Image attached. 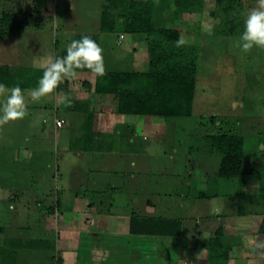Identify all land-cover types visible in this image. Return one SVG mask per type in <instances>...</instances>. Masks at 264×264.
Wrapping results in <instances>:
<instances>
[{
    "label": "rangeland",
    "instance_id": "obj_1",
    "mask_svg": "<svg viewBox=\"0 0 264 264\" xmlns=\"http://www.w3.org/2000/svg\"><path fill=\"white\" fill-rule=\"evenodd\" d=\"M228 2H238L242 5L240 0H208L204 12L198 13V10L197 13L186 15L184 13L181 16L173 15L172 3L170 7L163 8L157 5L155 22L180 28L182 32L180 38H183L185 43L198 44L199 47L193 115L187 117L132 115V118L144 120V125L141 128L132 126L127 131V135L131 132L132 137L135 138V154H140L138 167L139 164H145V167L149 168L146 175L149 180L146 184L149 185V190L154 188L155 193L159 194L155 199L158 200V196L159 199L167 196L163 199V203H183L182 207L179 209L177 206L169 205L170 208L157 207L149 212L146 202L151 193L149 192L148 195L146 191H139L137 200L132 201L133 204L128 196H120L122 199L120 204L129 208L118 204L107 208L98 202L96 207L98 211L103 209V214L108 216L111 212H116L117 215L125 217L127 209L142 220L155 218L157 221H153L154 223H157L163 215L181 218L188 216V224L194 226L192 216L199 214L203 217L214 211V206L212 207L208 199L203 198L202 206L198 209L189 201L195 199L194 196H198V192L194 190L195 185H204L202 189L208 190L206 192L209 194V190L213 188L212 178L215 177L222 180L220 185L222 193H229L231 187L237 188V191L242 188L241 183L234 182L233 179L227 181L228 179L216 175L222 155L212 149L207 137L214 132L244 136L243 170L245 175L250 174V185L249 189L242 193L244 195L263 193L264 48L254 47L250 52L245 53L238 46L241 43V34L221 33L224 29L228 30L230 24L243 27L245 21L243 15L256 7V0H244L243 10L246 13H241V19L225 25V22L233 16V11H236L232 9L233 7L224 10ZM104 3L105 0H0V39L4 37L1 35L3 31L13 34L10 32L12 24L21 25L14 36L9 39L7 36L4 37V43L10 45L6 49V54L10 53V57L16 58L15 62L18 64L21 63L18 61H23L22 63L32 65L33 61L31 62L29 58H35L39 54L43 57L49 55L54 58L64 57L67 44L73 39H81L84 35L90 36L97 42L93 35L99 36L95 28L101 24ZM114 11V14H119L121 10ZM7 13L11 14L10 21L3 19ZM188 21H195L194 25L187 23ZM69 24V28L73 30L65 34L62 29L67 28ZM112 34L116 37L120 31ZM124 34L126 39L122 42L117 41L122 44L118 45L114 41V45L125 48L127 44L126 50L130 52L129 49H133L130 45L132 37L129 33ZM56 40L59 41L57 50ZM146 44L145 40H140L137 44L138 52L133 57L134 63L137 64H133L131 70L144 71L148 68L150 57L145 54ZM8 49H11V52H8ZM2 59L0 49V62ZM55 98V92L41 98L36 102V106L28 108V114L23 119L10 121L0 127V264L24 261L31 253H34L37 262L42 264H62L57 249L53 247L52 238L57 234H78L84 229H94L100 217L97 213L85 212L83 202L74 198L75 194L80 198L87 195L82 185L85 179L99 175L98 164L87 159V167L80 168L86 172L84 179V176L80 175L82 171L77 169L78 163L81 166V163L86 162L75 152L65 154L62 143V138H76L84 134L77 121V117L81 121L84 113H71L66 109L64 102L60 104V110H57ZM4 99L0 96V105L3 104ZM113 104L116 106L115 101ZM56 117H63L68 121L63 127H57ZM127 142H131L130 138ZM80 144L78 142V145ZM251 171L253 172L250 173ZM259 179L262 181L258 182ZM77 183L76 191L74 187ZM189 184L191 187H188ZM243 188L245 189V186ZM75 191L77 193L74 194ZM155 199L154 202L158 205ZM58 202L62 205L58 206ZM257 206L251 207L253 211ZM172 209L176 210L175 215ZM210 219L211 222L219 220L216 215ZM205 221L203 217L202 222ZM204 231L209 233L211 230L207 228ZM6 234H53L47 242L48 249H51L47 252L49 260H43L44 250L28 253L18 249L17 252L4 249L1 243ZM153 236L155 237H149L152 247L159 241L158 237L164 235ZM252 237L259 240L256 234H252ZM154 238L158 239L154 241ZM162 242L164 243V238ZM256 245L254 241L250 251L251 256H254L253 248H257ZM150 246L149 264H159L157 258L160 253L176 257L177 251L170 244L163 245L162 248L156 247V250L151 248L153 254ZM36 252L42 256H38ZM236 253L232 264L251 262L247 263L245 258L242 259V255ZM257 253L255 252V255H258Z\"/></svg>",
    "mask_w": 264,
    "mask_h": 264
},
{
    "label": "crops",
    "instance_id": "obj_2",
    "mask_svg": "<svg viewBox=\"0 0 264 264\" xmlns=\"http://www.w3.org/2000/svg\"><path fill=\"white\" fill-rule=\"evenodd\" d=\"M240 1L242 2V5H240L241 15V13L243 14L245 10H243L244 0ZM207 2L208 0H203L202 9H199V12H195H204V6L207 5ZM44 3L46 2L44 1ZM235 3L238 4V2ZM45 8V10H47V6H45ZM186 14L188 13H185L184 15ZM247 14L248 13L243 15V20L246 19ZM232 15L236 16L238 13L233 11ZM194 22L188 21L187 23H192L194 25ZM69 27L70 24L67 26V28L62 29V31H65V34H68L70 30H73ZM19 28L16 31H18ZM95 31L99 33V36L96 37L94 34L93 37L97 39V43L103 48L104 64L106 70H131L132 65L137 64V62L134 63L133 57L134 55L136 56L138 52L136 46H138L137 44L140 42V40H142L141 38L131 34L132 38L130 45L133 47V49H129L130 52H127V44H125V48L123 46H119L118 48L114 45V41H116V44L121 45L122 43H118L117 41L122 42L125 40L126 34L121 32L115 37L111 32L101 31L100 26L95 28ZM15 32H13V34L6 35L7 39L14 36ZM122 34H124L123 38H121ZM4 37L0 39V49L3 57L0 65L34 69H42L46 66L47 56L43 57L41 54L37 55L35 58H29L31 62L33 61L32 65L22 63L23 61H18L19 63L21 62L20 64L16 63V58L10 57V53L6 54V49L7 47H10V45L8 43H4ZM58 45L59 41L56 40V50ZM10 50L8 49V52ZM145 54L148 56L147 46ZM116 66L118 68H114ZM95 81L96 76L89 70L83 69L77 71V76L75 79L69 80V83H67L66 87L61 90L56 89L55 100H57V102L55 103V107L57 110H60V104H63L61 98L64 96H67L70 99H88L90 101V106L93 111L92 119L89 120L87 114L85 113L81 117V121L80 118L77 117V121L80 123L79 126L84 130V134H81L76 138H62V143L64 144L65 154L68 155L70 152H75L81 157V160L86 162L81 163V166L80 163H78L77 170L82 171L80 168L87 167L88 158L98 164L97 171L99 172V175L97 177L93 176L92 178L85 179L86 172L82 171L80 174L84 176L85 182L82 185V189L87 192V195L80 198L79 195L75 194L77 193L76 187L78 183L74 187V190H76L74 192V198L76 201L83 202V206L86 208L85 212L91 211L93 213H97V215L100 216L98 218V222L96 223V228L84 229L83 231H79L78 234H57L54 238H52L53 234H6V236H3L4 240H2L1 243L4 249L8 248L14 252H17L18 249V251H27L28 253L44 250L45 252L43 253V260L47 259L48 261L49 255H47V252H49L51 249H48L49 243L47 242L50 240V238H52L54 240L53 247L57 249V253L61 258L62 264H149V246L152 243L149 237L155 236L149 235V233H142L132 230L131 222L134 216L138 218L132 211H128L126 209L125 217L117 215L116 212H111L110 216H108V214H103V209L98 211V208H96L98 206L97 203L99 202L101 205H104V207L108 206L109 208L114 207L115 204L122 206L120 204V201H122L120 196L126 195L130 199L131 204H133L132 201L137 200L138 192L146 191L148 195L149 192L151 193L146 202L149 212H152L155 210V208L157 209V207L166 206L167 208H170L169 205H171V207L177 206L179 209L182 207L183 203H163V199L167 196L161 199H159L158 196V200L155 199L159 194L155 193L156 190L154 188L149 190V185L146 184V182L149 180L146 178L149 168L145 167L146 165L143 163V165L139 164L140 167H138L140 154H135V138L132 137L131 132H129L127 135V131L130 130L132 126L141 128L144 125V120L140 118H132V114L119 113L116 110V106H114L112 99L108 98L104 94L95 92ZM19 86L21 87V85ZM8 87L11 88L13 86ZM21 88L24 90L28 108L36 106L37 101L33 102L31 100L29 91L35 87ZM71 113L75 112L71 111ZM56 118L65 120L64 125L68 121V119L63 117ZM129 138L131 140L130 143L127 142V139ZM78 142L81 144L78 145ZM197 166H199V164ZM216 175H218V172ZM84 179H82V181ZM212 179L213 188L209 190V198L199 196L201 192L204 191L202 189V186L204 185L196 183L197 185H195L194 190L198 192V196H194L195 199L189 200L192 204H194L196 209L202 206L203 198L208 199L212 207L214 206L213 212L203 216L206 220L204 223L202 222V215L199 214L192 216L194 226L192 224H188V216H183L181 218L179 216L163 215V217L180 220V242L175 244L172 236L164 235L162 237H158L159 241L154 243L153 247L152 245L150 246L151 254H153L151 248L156 250V247L162 248L163 245L167 244H170L172 248L177 251V254L176 257L173 258L168 254L160 253L158 254L159 257L157 258V263L209 264V238L211 234H213L219 227L222 226L224 228L225 242L232 248L230 251L231 257L229 264H232L233 260H235V257H233L235 252H237L236 254L242 255V259L245 258V260L248 261L247 263L251 261L250 263L260 262L264 264V248H253L254 256H251L252 253L250 252L254 241L256 243L264 242V232H261L260 230L264 215L260 212L252 211L250 201L247 199L243 200L244 194H242V192L249 189L248 186L250 185V174L245 175L244 172V176L242 178L243 180L239 181V183L242 185V188L238 189L237 191V188L231 187L229 188V193L221 192V179H217L215 177ZM261 181L262 179L258 180V182ZM253 182H255L254 179ZM79 184L81 185V183ZM243 186H245V189ZM188 187H191V184H189ZM154 199L156 202H158V205L154 202ZM59 205L61 206L62 204H59L58 202V206ZM122 207L128 206L123 205ZM94 208H96V210ZM172 210H174L173 212L175 215V213H177L176 210ZM213 215L218 216L219 220L211 222L210 220L212 219L210 218ZM208 221L210 222L207 223ZM176 227L175 229L171 230V234L178 233ZM207 228L211 230L209 233H205L204 231ZM252 234H256L258 236L259 242L256 240L257 238L254 239L252 237ZM23 235L26 239L23 237ZM163 238L164 243L162 242ZM157 239L154 238V241ZM44 247H46V249ZM6 251L10 252L9 250ZM255 252H258V255H255ZM36 253L38 256H42L38 252ZM36 259V255L31 253L30 256L29 254L26 256L24 261L17 262L15 264H42L37 262Z\"/></svg>",
    "mask_w": 264,
    "mask_h": 264
},
{
    "label": "trees",
    "instance_id": "obj_3",
    "mask_svg": "<svg viewBox=\"0 0 264 264\" xmlns=\"http://www.w3.org/2000/svg\"><path fill=\"white\" fill-rule=\"evenodd\" d=\"M171 3L174 5L173 15L177 16L193 13L203 7V0H105L100 19L101 31L111 33L120 31V33H129L145 40L150 57L148 68L144 71L106 70L105 76H96L95 92L104 94L115 101L116 110L119 113L164 117L193 115L199 59L198 44L184 43L177 47L176 41L181 37V30L154 20L157 5L163 8L170 7ZM231 8L235 9L238 15L228 19L225 25L242 18L239 3L228 2L224 10ZM116 9L121 10L119 14H114ZM10 17L11 14L7 13L3 19L10 21ZM19 27L18 24H12L10 32H15ZM228 27V30L224 29L221 33L242 34L244 30V26L236 27L230 24ZM1 35L6 36L8 32L3 31ZM43 70L44 68L0 65V82L7 86L37 87ZM67 83L69 80H65L57 89H63ZM71 100L72 106H66L69 111L85 113L89 120L92 119L93 111L88 99L73 98ZM207 137L212 149L222 155L218 176L223 179H233L234 182L243 180L244 136L214 132ZM199 196L210 197L206 191L201 192ZM246 199L250 201L252 208L258 205L254 211L264 215V191L259 194L243 195V200ZM135 218L134 216L131 222L133 231L149 233V235L172 236L175 244L180 242L179 219L160 217V220L154 223L155 218H147L149 220ZM175 227L178 233L171 234V230ZM260 230L264 232V218ZM231 249L225 242L224 228L221 226L209 238V264H229Z\"/></svg>",
    "mask_w": 264,
    "mask_h": 264
},
{
    "label": "clouds",
    "instance_id": "obj_4",
    "mask_svg": "<svg viewBox=\"0 0 264 264\" xmlns=\"http://www.w3.org/2000/svg\"><path fill=\"white\" fill-rule=\"evenodd\" d=\"M241 43L238 45L245 53L254 47L264 48V0H256V7L248 12L244 21V30L240 36ZM185 43L183 38L176 41L180 47ZM87 69L95 76L106 75L103 48L90 36L84 35L81 39L71 40L66 47L64 57H47L43 75L38 81L37 87L30 89V98L33 102L39 101L56 91L65 80H73L77 76V70ZM0 96L4 102L0 105V127L23 119L28 114V105L24 90L19 86L9 88L0 82ZM62 102L67 107L72 106V100L64 96ZM257 248H264V242H259Z\"/></svg>",
    "mask_w": 264,
    "mask_h": 264
},
{
    "label": "built area",
    "instance_id": "obj_5",
    "mask_svg": "<svg viewBox=\"0 0 264 264\" xmlns=\"http://www.w3.org/2000/svg\"><path fill=\"white\" fill-rule=\"evenodd\" d=\"M124 36L123 35H121V38H123ZM55 122H56V125H57V127H62L63 125H64V123H65V120H63V119H55Z\"/></svg>",
    "mask_w": 264,
    "mask_h": 264
}]
</instances>
